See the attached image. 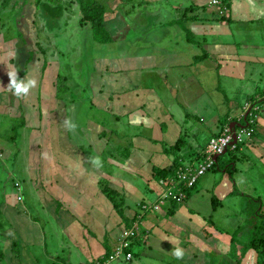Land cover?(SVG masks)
<instances>
[{
  "label": "crops",
  "instance_id": "crops-1",
  "mask_svg": "<svg viewBox=\"0 0 264 264\" xmlns=\"http://www.w3.org/2000/svg\"><path fill=\"white\" fill-rule=\"evenodd\" d=\"M211 1L135 0L137 11L118 13L110 0L104 42L79 24L78 7L45 15L36 34L31 2L0 6V264H91L134 221L132 258L114 264H260L249 243L263 196L227 173L264 188V0ZM70 24L87 42L71 62L91 54L73 85L57 70L73 48ZM13 68L37 81L27 96L7 89ZM247 102L259 107L251 139L231 160L218 156L180 203H156L173 159L189 162L224 125L242 126ZM244 195L258 207L241 227L220 205Z\"/></svg>",
  "mask_w": 264,
  "mask_h": 264
},
{
  "label": "built area",
  "instance_id": "built-area-1",
  "mask_svg": "<svg viewBox=\"0 0 264 264\" xmlns=\"http://www.w3.org/2000/svg\"><path fill=\"white\" fill-rule=\"evenodd\" d=\"M211 4L217 7L220 6L218 0H212ZM258 110V105L253 102H247L242 109V126H238L235 130H232L227 125H224L216 135L208 139L204 149L197 157L192 158L189 162L180 163L165 181V185H163L164 191L158 197L156 203L168 201L180 203L184 197V190L191 188L200 176L215 167V157L233 151L238 145L249 141L254 132ZM14 187L17 189L18 185L14 184ZM17 200H20V197H17ZM146 208L145 206H141L142 210ZM149 208L155 209L156 206L154 205ZM137 235L138 222L134 221L128 228L123 230L115 250L91 264H114L118 261L127 263L132 258L130 253L131 241Z\"/></svg>",
  "mask_w": 264,
  "mask_h": 264
},
{
  "label": "rangeland",
  "instance_id": "rangeland-1",
  "mask_svg": "<svg viewBox=\"0 0 264 264\" xmlns=\"http://www.w3.org/2000/svg\"><path fill=\"white\" fill-rule=\"evenodd\" d=\"M90 1L97 2V4L101 5L105 10H107L109 8L108 2H110V0H90ZM118 1L120 2V6H119L120 8L117 11L118 13H120L121 11H124V13H125V11H129L131 9H134V11H137V7L134 4L135 0H118ZM24 2L25 3L31 2L33 5V8L35 10L36 15H35L33 21L35 23L34 32L36 34L38 33L39 30H43V29L39 28L38 23L42 17L45 18V15L43 14L44 12H42V11H44V9H43L44 5H46V4L49 5V7L45 6V9H47V8L52 9L51 13L56 12L57 9L60 10L61 13L63 12L64 9H66V11H70V10L74 11V9H75V11H76L77 10L76 7H78V5L73 2V0H24ZM69 7H70V9H68ZM75 13L77 16V11ZM50 17L51 16H49V18ZM54 21H56V20H54ZM65 31L67 33V39L70 40V44L73 46V48L71 51H68L67 54L60 55L59 57H57V59L60 63V66L57 64V70H58L59 74L66 79V81L71 82L73 85V83L79 82L78 81L79 74L77 73L78 70L83 68L85 70L91 71L89 63H86L87 57L91 58V54L89 53V55L87 56L84 53V61L82 64H73L71 62V60H76V58H77L76 50L74 49V46L81 53L85 52V50H86V47H87V42L85 41L86 36L83 37V35H86V32H84L85 29L83 28V26L77 28L74 26V24H70L69 26H67ZM42 48H44V46L41 45V49ZM92 57L96 58V56H92ZM88 61H89V59H88ZM230 157H231L230 155H224V156H221L220 158H224L225 160H227V159L231 160ZM221 160L222 159H220L219 161H221ZM236 160H237L236 164H237L238 168L243 165V160H241L239 155H237ZM245 162H246V160H245ZM233 172H231V170H230V171H228L227 175L231 176L232 179L237 182V184L240 188L243 187V189H247L246 191H242L243 193L245 192V193L251 195L252 190H251L250 186L252 184L255 187V190H257L263 196V201H264V188H262L260 186V183L257 180H254V181L248 182V184H245V183H243L244 180L241 178V177H245L244 172H241V175L239 174V172H236V173H233ZM216 175L219 176L217 171H216ZM236 178H241V179H236ZM243 199H245L244 200L245 204H243V200L241 198L233 197L230 200H228L227 202H222L220 205L221 211H226L227 214L229 215L227 221L232 220L233 218H241L242 219V222H240L241 227H243V225L245 224L244 223L245 220L249 221L250 218L248 217V215L250 213L256 212L257 207H258V205L255 204V202L252 199H247L245 195L243 196ZM233 210L236 212H234ZM262 210L264 211V203H263ZM262 210H261V212H262ZM262 221L263 220L258 221L259 227L262 224ZM228 225H226V228H231L230 226L228 227ZM227 239H229V237H227ZM261 259L262 260H261L260 264H264V257H261Z\"/></svg>",
  "mask_w": 264,
  "mask_h": 264
},
{
  "label": "trees",
  "instance_id": "trees-1",
  "mask_svg": "<svg viewBox=\"0 0 264 264\" xmlns=\"http://www.w3.org/2000/svg\"><path fill=\"white\" fill-rule=\"evenodd\" d=\"M1 4L0 6L3 8L6 6L7 0H0ZM74 3L78 5L80 17H79V24L80 25H89L92 31V36L95 41L97 42H104L106 41V33L103 29L102 23H103V15L105 13V9L97 4V2H92L90 0H74ZM45 6L49 7L48 4L44 5V15H49L51 18H59L61 16V11L57 9L56 12L51 13L52 9H45ZM180 143H177V145L174 146V150L177 149L178 145ZM230 151V152H234ZM227 153V152H226ZM225 153V154H226ZM181 162H178V159H173L172 168L170 170V173L172 174L173 171L177 166H179ZM264 218V217H262ZM251 246H258L261 251V256H264V222L261 227H259L258 232L256 235L251 239V242L249 243Z\"/></svg>",
  "mask_w": 264,
  "mask_h": 264
},
{
  "label": "clouds",
  "instance_id": "clouds-1",
  "mask_svg": "<svg viewBox=\"0 0 264 264\" xmlns=\"http://www.w3.org/2000/svg\"><path fill=\"white\" fill-rule=\"evenodd\" d=\"M7 75L9 77V81H10L8 86H7V89L10 92H12L13 95L16 96L17 98L27 96L29 94L30 90L37 86V81L35 79H27V80L19 79L17 69H14V68L10 69L7 72ZM216 158L217 157H215V159ZM92 162H93V164L99 166V160L98 159L94 160ZM172 255L177 259H182L184 256V253L180 248H175L172 252Z\"/></svg>",
  "mask_w": 264,
  "mask_h": 264
}]
</instances>
